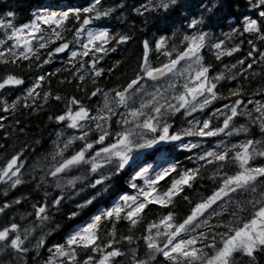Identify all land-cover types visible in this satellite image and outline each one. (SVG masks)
<instances>
[{"label": "snow or ice", "instance_id": "obj_1", "mask_svg": "<svg viewBox=\"0 0 264 264\" xmlns=\"http://www.w3.org/2000/svg\"><path fill=\"white\" fill-rule=\"evenodd\" d=\"M177 6L179 0H149L134 11L163 16ZM247 6L255 18L245 15L242 26L231 28L229 35L241 37L231 46L213 42L202 27L215 4L202 5L199 18L187 22L179 46L167 35L170 29L158 28L163 34L141 42L132 76L113 87H103L102 81L120 61L107 69L101 61L132 38L94 24L113 7L101 0L63 6L52 0L19 26L0 19V65L38 70L28 85L15 72L0 76V90L21 89L10 101L0 99V113L12 117L8 123L9 116L0 115V194L7 197L25 183L43 188L45 198L50 189L56 192L50 204L45 200L20 214L21 220L34 217L28 224L0 228V264H25L26 254L45 244V233L34 236L36 229H43L49 209L59 211L65 200L72 204L69 219L86 210L90 215L63 243L49 248L45 264H122L120 257L129 264H261L264 137L249 133L258 127L264 134V0H247ZM5 15L14 17L12 11ZM245 44L246 54L223 70L212 72L213 65L204 62L205 48L222 61ZM62 53L67 65L45 72L43 65ZM62 71L67 76L59 75ZM51 77L74 84L89 101L96 99L86 104L76 95L53 92L45 87ZM50 100L63 104V111L47 116L53 126L49 141L37 137L16 147L27 134L16 114L38 113ZM216 101L221 103L208 111ZM125 173L131 191H117L115 182ZM205 178L214 186L193 200L189 192ZM181 201L188 206L183 213ZM20 203V197L4 199L0 213ZM149 213H155L152 219ZM122 222L128 232L117 238ZM121 242L128 247H117Z\"/></svg>", "mask_w": 264, "mask_h": 264}, {"label": "trees", "instance_id": "obj_2", "mask_svg": "<svg viewBox=\"0 0 264 264\" xmlns=\"http://www.w3.org/2000/svg\"><path fill=\"white\" fill-rule=\"evenodd\" d=\"M44 1H48V3L52 2V0H0V19H12L14 24L23 23L30 17V8ZM144 1L145 0H101L102 6L114 8V11L110 14V16L101 18L103 25L108 27L112 33L127 34L132 37L127 42V44L117 46L115 51L109 52L105 59L101 61V64L105 67V69L111 67L116 63V61H120L119 66L111 75L108 76V79L102 81L103 87H113L117 84H123L129 77L132 76L133 69L136 66V61L142 52L141 42L144 39H149L151 41L154 37H158L159 35L163 34L157 31L158 28L167 27L170 29L171 31H169L167 35L171 37L172 41L176 42L179 46L181 35L176 30L177 19L175 16L180 14V9L182 7H186L187 3L179 0V6L174 7L163 16L157 13H145L144 16H141L138 15L134 9H141V5ZM60 2H73L76 5H84L88 3V0H59V3ZM217 2L219 11L217 14H215V20L209 23L210 25L224 22L226 20L225 18L227 17H234L238 20L239 17H241V15L249 9L247 3L243 0H217ZM116 5L122 6L115 7ZM221 10H224L223 16H221ZM8 11H12L14 13V17L8 18L5 15ZM173 33H175V36H173ZM235 36L236 35H231L233 39ZM239 40H233L232 44L238 43ZM246 51L247 45L245 44L242 46L241 53L245 55ZM41 55L43 57L45 55V51H42ZM151 55L153 56V63H156L157 61L155 60V54L153 53ZM161 59H163V57H161ZM205 61L212 64L213 66L220 64V61H216L214 56H208L205 58ZM51 65L53 64L43 65V70L45 72H51L56 68H62V66H66L67 64H62L59 67ZM36 71L38 70L32 69L29 71L27 69L18 68L11 64L0 65V76L6 72H15L17 75H20L24 78L25 84L32 82L34 73ZM105 74L108 75L107 72ZM59 75L67 76V73L62 71ZM259 82L260 78L258 77L257 80L253 82V87H255ZM88 86L92 87L90 84ZM45 87L50 88L53 92H59L62 96L76 95L86 104H91L92 102L87 100L83 93L77 90L74 84H59L57 77H51L50 85L46 84ZM223 90L224 89L221 88V91ZM61 111H63V104L50 100L49 104L38 113H24L21 115L18 112L16 114V118H19L24 124L27 125V134L21 137L18 141H15L16 147H19L20 144L25 141L30 143L33 138L37 137L42 140V143H47L49 141L50 135L53 134V126L47 120V116L49 114H56ZM5 116H9V114H5ZM11 119L12 117L9 116L8 123H11ZM179 122L180 121L178 118L177 123ZM11 151L12 149L8 150L9 153ZM25 156L26 158H30L31 153H25ZM0 163H3V159H0ZM126 179L127 174H124V176L115 182L117 191H130V189L127 188ZM213 186L214 185L212 182L207 178L202 181L198 180L196 187L189 192V195L193 200H197L201 196L208 194ZM43 192V188L37 190L33 184L25 183L18 186L17 189L11 190L7 197H3L2 194H0V203H2L4 199L11 201L17 197L21 198V203L19 205H15L13 208L7 210L6 213H0V228H3L12 222H17L23 226L32 221L34 219L33 216L25 215L24 220H21L20 214L33 212V204L44 203L45 200H47V202L50 204L51 199L54 195H56V192L50 189L47 198L44 197ZM24 197H27V199H24ZM69 207H72L71 202L65 200L64 207H62L59 211L49 209L50 216L49 220L45 222L46 226L43 229L37 228L34 233V236H39L41 231H43L45 233V244L38 251L30 250L29 253L24 257L25 264H41V262L50 255L49 248H52L53 245L57 243H63L65 236L71 230V228L83 222L86 218H88V215H90V213L86 210L85 212H81L77 217L69 219L67 216V210ZM187 207L188 206L186 202L181 201L178 211L183 213L187 211ZM154 215L155 213H149L148 219H152ZM141 231L142 229L138 228L136 230V235H140ZM127 232L128 230L124 222L117 225V238H119L121 234H127ZM116 246L122 249L128 247L126 242H121ZM143 251V244L141 242L138 253L142 256ZM84 255L85 253L82 251L80 253V258H83ZM118 259L122 261V264H129L125 257H120ZM261 264H264V258L261 259Z\"/></svg>", "mask_w": 264, "mask_h": 264}, {"label": "rangeland", "instance_id": "obj_3", "mask_svg": "<svg viewBox=\"0 0 264 264\" xmlns=\"http://www.w3.org/2000/svg\"><path fill=\"white\" fill-rule=\"evenodd\" d=\"M243 138V137H242ZM242 138H239V139H242ZM42 264H45V262H43Z\"/></svg>", "mask_w": 264, "mask_h": 264}]
</instances>
